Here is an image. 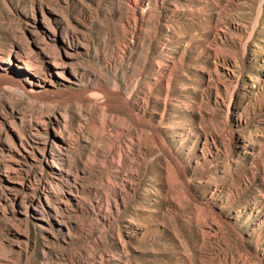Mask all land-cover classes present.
Listing matches in <instances>:
<instances>
[{"label":"rangeland","instance_id":"obj_1","mask_svg":"<svg viewBox=\"0 0 264 264\" xmlns=\"http://www.w3.org/2000/svg\"><path fill=\"white\" fill-rule=\"evenodd\" d=\"M0 264H264V0H0Z\"/></svg>","mask_w":264,"mask_h":264},{"label":"bare ground","instance_id":"obj_2","mask_svg":"<svg viewBox=\"0 0 264 264\" xmlns=\"http://www.w3.org/2000/svg\"><path fill=\"white\" fill-rule=\"evenodd\" d=\"M28 53L29 52H27L26 50H24L23 51V49L22 48H20V47H17L16 49H12L10 52H9V54H8V56H6V58L5 57H3L2 58V61L5 63V64H7V67H4L3 69L7 72L6 73V77H4V78H13L12 76L13 75H11L10 74V72L9 71H11L10 69H11V67L12 66H14V67H16V68H18V66H19V63L20 62H22L23 64H25V68L28 70V69H30L28 66H29V63L28 62H30V59L28 58ZM30 55V54H29ZM13 57H15V59H17V63H16V61H14V58ZM22 65V64H21ZM32 69V68H31ZM15 71H17L18 73H21V72H19L17 69H15ZM12 72V71H11ZM5 73V72H4ZM14 79V78H13ZM24 89H26L27 91H29V92H33V90H35V87H36V85L35 84H31L30 86H28L27 84H25V83H23L22 82V85H21ZM58 131L59 130H57V129H55V133H56V136H58ZM60 133V132H59ZM60 137V136H59ZM53 147H59L58 146V144L56 143V141L53 143ZM58 149V148H57Z\"/></svg>","mask_w":264,"mask_h":264}]
</instances>
